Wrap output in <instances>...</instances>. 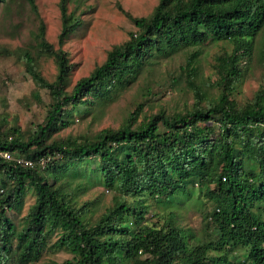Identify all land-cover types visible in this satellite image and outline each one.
Here are the masks:
<instances>
[{"label": "trees", "instance_id": "16d2710c", "mask_svg": "<svg viewBox=\"0 0 264 264\" xmlns=\"http://www.w3.org/2000/svg\"><path fill=\"white\" fill-rule=\"evenodd\" d=\"M69 2H58L57 47L46 39L35 0H28L38 21L31 42L6 52L35 84L33 100L44 103L42 90L49 100L42 121L27 131L16 116L0 112V264H264V85L241 102L234 95L254 67L264 73V0H158L141 17L121 9L135 30L72 87L63 45L82 13L80 5L69 10ZM207 42L230 48L215 56V77L205 86L198 59ZM180 51L192 103L144 113L145 99L117 128L59 136L75 115L113 102L155 62ZM42 58L56 65L52 80L40 70ZM5 151L45 164L23 166L6 160ZM94 186L119 197L92 217L93 203L80 196ZM193 190L198 207L209 204L202 218L211 233L177 220L171 203ZM27 191L34 202L16 224L7 212L20 207ZM153 202L168 210L152 224ZM46 250L71 257L41 261Z\"/></svg>", "mask_w": 264, "mask_h": 264}, {"label": "rangeland", "instance_id": "374dc122", "mask_svg": "<svg viewBox=\"0 0 264 264\" xmlns=\"http://www.w3.org/2000/svg\"><path fill=\"white\" fill-rule=\"evenodd\" d=\"M8 2V7H0V98L5 99V101L0 100V112L9 113L10 117L16 116L22 130L27 131L34 123L44 118L46 109L43 105L48 102L49 97L42 90L41 98L44 103L33 100L31 94L35 84L25 75L17 57L6 52L30 43L32 31H35L38 21L30 9L28 0ZM58 2L59 0H35L38 14L45 24L46 39L55 47L61 27ZM157 3L158 0H70L69 10L80 5L77 13H82L80 14L82 24L63 45V50L67 52L72 64L70 87L80 77L88 75L96 65L102 63L113 45L126 41L129 33L135 30L134 24L121 9L135 17L147 16ZM229 48L228 43L221 42H207L200 46L198 66L205 86L210 85L214 80L211 65L215 56ZM183 62V51L158 60L113 102L96 104L84 116L75 115L73 121L60 131L59 136L78 134L92 136L104 128H117L124 121L129 110L137 102L145 99L149 101L144 107V113L156 112L160 108H166L167 111L181 110L185 102H193L192 93L185 87L179 68ZM39 67L49 80H52L57 72L56 65L50 58L40 59ZM262 78H264L263 69L259 66L254 67L253 72L239 84L234 94L235 98L241 102L250 97L260 84L264 85ZM144 113H140L139 119ZM118 197L111 191H106L103 186H94L82 194L80 199L93 203L91 212L94 213L92 216L94 217L111 205L113 198ZM33 202V193L27 191L20 207L8 211V216L16 224H20ZM171 205L179 208L177 220L182 226L192 228L203 235L213 231L211 223L202 218L203 213L208 211L209 204L198 207L194 190L190 197L174 200ZM167 210V205L153 202L148 214V222L152 224L158 222L160 216ZM243 251L238 252L239 257L236 258L241 259L244 255ZM70 257L71 255L64 250H46L41 261L60 262Z\"/></svg>", "mask_w": 264, "mask_h": 264}, {"label": "built area", "instance_id": "2783aa9c", "mask_svg": "<svg viewBox=\"0 0 264 264\" xmlns=\"http://www.w3.org/2000/svg\"><path fill=\"white\" fill-rule=\"evenodd\" d=\"M2 156L6 159V160H12L15 161L17 163H19L20 165L23 166H29V167H34L37 164L43 166L45 164V160L44 159H39L36 163L32 160L29 159H25L22 158L20 156H18L16 153L13 152H9V151H5L2 153Z\"/></svg>", "mask_w": 264, "mask_h": 264}]
</instances>
